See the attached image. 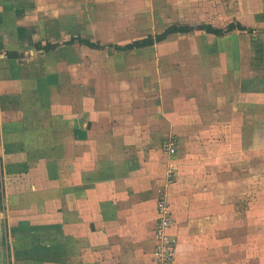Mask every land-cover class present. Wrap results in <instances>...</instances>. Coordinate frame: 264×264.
Listing matches in <instances>:
<instances>
[{
    "label": "crops",
    "instance_id": "obj_1",
    "mask_svg": "<svg viewBox=\"0 0 264 264\" xmlns=\"http://www.w3.org/2000/svg\"><path fill=\"white\" fill-rule=\"evenodd\" d=\"M25 2L0 0V172L6 190L0 202L9 206L0 212V235L16 236L6 250L0 244V264H154L162 196L171 202L175 264H246L239 235L254 233L246 232L245 217L255 219L260 211L240 213L231 204L246 199L245 167H254L255 178L260 164L254 124L262 116L264 40L247 47L235 34L244 30H195L206 36L204 46L169 45L144 51L149 55L139 65L116 60L108 66L95 50L103 48L64 42L78 36L116 42L66 30L45 40L39 13ZM249 6L255 20L242 18L247 4L238 0L240 15L233 21L255 28L256 41L264 39L256 33L264 26V0ZM185 23L219 27L209 20ZM177 34L187 33L168 38ZM47 42L60 45L49 52L37 46ZM142 49L115 51L136 55ZM249 122L254 133L250 127L247 135ZM171 137L175 152L166 146ZM16 205L17 212L10 209ZM19 220L25 223L12 233Z\"/></svg>",
    "mask_w": 264,
    "mask_h": 264
},
{
    "label": "rangeland",
    "instance_id": "obj_2",
    "mask_svg": "<svg viewBox=\"0 0 264 264\" xmlns=\"http://www.w3.org/2000/svg\"><path fill=\"white\" fill-rule=\"evenodd\" d=\"M25 1H27L25 3H27L28 6L31 4L32 7H35L39 13L38 23H42L40 26L43 27L44 34L47 36L45 40L49 38L59 39L62 36L61 32L66 30V35H70L73 32L88 36L95 40L106 39L116 43H126L131 40L147 37L150 33H160L167 29L170 24L176 22L185 23L194 21L195 23H202L209 20L216 26L225 27L229 22L236 20L237 15L239 16L240 13L245 20H255V16L258 14H256L257 12L249 5L259 4V2L263 0H245L247 7L240 10V13L236 8L238 0H39V6L36 5L34 0H32L33 2H30V0ZM63 6L67 9L64 8L65 10H62ZM17 12L19 11H15L14 13L19 14ZM20 12L24 15L27 11L24 9ZM61 13L65 14L64 17L65 19L67 18V21H62L63 15ZM57 14H59V16H57ZM9 16L12 17L11 14ZM256 18L258 19L259 17ZM76 19H81L83 21L77 24L75 22ZM90 21H95L97 24L93 25ZM259 27L262 28H260V32L256 33L263 35L264 26ZM235 34L240 35L241 42L245 43L247 47H254L255 44V47L259 44L263 45V38L257 36V41L253 39L254 35H257L255 33L251 34L236 31ZM206 42V36L202 32L194 31L186 35H172L162 43L158 42L153 46L144 47L141 52L136 55L125 52H123L124 54H119L115 51L116 49L111 47V49L106 47L95 50L101 51V61L103 65L106 63L109 66V61L116 60L119 61V63L129 62L131 65H139L143 59L146 58L145 60H147V55H149L146 54V52L143 53L144 51L153 54V52L155 53L169 45L171 48L176 45L177 50L180 48L197 49L200 44L204 46ZM87 57V62H90L92 56L87 54ZM112 65H115V63H112ZM107 74L108 72H106V75ZM260 96L262 101V116L260 121L254 124L256 127L255 134L258 133L260 135L258 138L256 137V139L262 148L261 155L257 158V160H260V164L258 166L256 165L255 178L252 173L254 167L251 165L245 167L246 170L244 173L246 174L247 183L246 199L244 203L240 202L237 204V202H234L231 204V209H239L240 213H246L251 210L260 211V216L255 219L248 218L247 216L245 217L246 232L252 230L254 233L250 235H248L249 233L239 235V237H244L246 242L245 249H240L241 257L245 259L246 264H264V72L261 77ZM250 127L252 133H254L253 124L249 122L246 123L245 129L247 135ZM209 140H214V138H210ZM249 140H255L253 135L251 138H246L247 145ZM173 141H176L173 137L168 139L166 141V146L168 147V144ZM1 160L3 164V158ZM0 171L2 170L0 169ZM2 172H0V176L2 177V181H0V196L6 193V190L4 191V174ZM6 186L7 185H5V188H7ZM4 205L5 202H0V212L9 208V206ZM11 207L10 209L16 212L20 208L18 205ZM7 215V211L4 212V216ZM253 221H255L254 224L252 223ZM23 223L25 222L19 220L16 227L13 223L10 228L11 232L15 231V229L16 232L21 230ZM6 224H8V221H6ZM3 234L5 235L4 231ZM229 236L230 239H235V237H237L236 235H232V233ZM4 237L2 236L1 238L0 235V244L3 243L2 245H4L6 250V241L11 240V238L14 241V237L16 236L15 234H11V238ZM13 257L14 252L12 250L9 260L11 261Z\"/></svg>",
    "mask_w": 264,
    "mask_h": 264
},
{
    "label": "trees",
    "instance_id": "obj_3",
    "mask_svg": "<svg viewBox=\"0 0 264 264\" xmlns=\"http://www.w3.org/2000/svg\"><path fill=\"white\" fill-rule=\"evenodd\" d=\"M244 30L249 33H253L256 29L252 27L245 26L241 24L240 22L232 21L227 26L219 28L215 27L211 24H201V25H193V24H186V23H178L173 24L169 26L167 29L163 30L160 33L156 34H149L147 37L141 38V39H135L128 41L126 43H109V44H103L101 41L93 42L87 38H83L81 36L78 37H72L70 40L65 41V44H73L76 40L80 41L81 43H85L88 46L92 48H106L111 47L116 50L120 51H126V50H133V49H140L144 47L153 46L154 44L158 42L164 41L166 38H168L169 35L173 33H189L193 32L195 30H202L208 33L212 34H224L228 33L233 30ZM59 42H47L45 45H42L41 43H38V47H42L45 49V51L49 52L51 50H55L59 47ZM10 58H18L19 53L18 52H9L8 53Z\"/></svg>",
    "mask_w": 264,
    "mask_h": 264
},
{
    "label": "built area",
    "instance_id": "obj_4",
    "mask_svg": "<svg viewBox=\"0 0 264 264\" xmlns=\"http://www.w3.org/2000/svg\"><path fill=\"white\" fill-rule=\"evenodd\" d=\"M170 152H175L174 144H169ZM175 176L173 167L168 171V178ZM159 219L156 227L157 245L154 264H175L177 239L170 233L173 223L171 202L167 196H162L158 201Z\"/></svg>",
    "mask_w": 264,
    "mask_h": 264
},
{
    "label": "water",
    "instance_id": "obj_5",
    "mask_svg": "<svg viewBox=\"0 0 264 264\" xmlns=\"http://www.w3.org/2000/svg\"><path fill=\"white\" fill-rule=\"evenodd\" d=\"M44 50H33L31 51V55H33L34 53H43Z\"/></svg>",
    "mask_w": 264,
    "mask_h": 264
}]
</instances>
